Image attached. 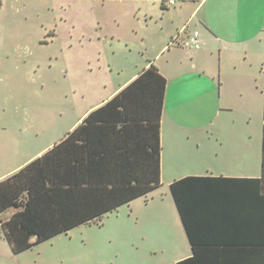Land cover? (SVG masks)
<instances>
[{"label":"rangeland","instance_id":"374dc122","mask_svg":"<svg viewBox=\"0 0 264 264\" xmlns=\"http://www.w3.org/2000/svg\"><path fill=\"white\" fill-rule=\"evenodd\" d=\"M113 7L121 6L95 0H0V42L4 43L0 52L10 54L4 61L6 73L18 71L19 53L31 52L35 57L34 73L27 78L33 79L35 103L24 107L23 114L27 117L33 112L39 117L40 131L50 133L51 142H59L73 130L84 109L108 99L134 72L154 61L158 68L164 67L169 80L162 143L165 170L181 166L206 173L209 167L226 174L259 175L264 25L256 30L253 53L239 54L242 61L237 72L223 69L229 77L221 93L215 92L217 109L226 108L227 102L232 105V111H224L222 121L216 122L223 135L212 133L208 139L199 132L195 142H201L200 148L187 141L183 150L176 135L191 133L195 122L180 105L185 107L184 99L201 69L208 68L206 77L212 80L217 62L212 56L197 59L194 48L173 44L168 37L171 21L161 19L159 3L149 23L140 12L132 22L115 20ZM103 19L108 22L100 25ZM166 44L171 49L161 52ZM82 90L86 101L78 112L73 106ZM205 113L203 106L198 114L203 117ZM190 255L191 245L170 187L163 182L147 197L108 214L102 223L79 226L20 255L13 254L0 236V264H177Z\"/></svg>","mask_w":264,"mask_h":264},{"label":"trees","instance_id":"16d2710c","mask_svg":"<svg viewBox=\"0 0 264 264\" xmlns=\"http://www.w3.org/2000/svg\"><path fill=\"white\" fill-rule=\"evenodd\" d=\"M167 89L168 79L152 64L0 181V233L14 254L102 223L161 187ZM262 152L260 177L186 176L170 185L192 248L177 264H264V124Z\"/></svg>","mask_w":264,"mask_h":264},{"label":"crops","instance_id":"0c3cea01","mask_svg":"<svg viewBox=\"0 0 264 264\" xmlns=\"http://www.w3.org/2000/svg\"><path fill=\"white\" fill-rule=\"evenodd\" d=\"M95 1L113 2L114 4L121 6L113 7L115 13H117L115 15V20L132 22V20L134 21L138 17V13L140 12L148 23L155 18L153 15H155V8H157L156 5L159 3L161 5V19L165 20V18L168 17L171 21V24H169L171 25L169 28L170 33L168 34L169 39H171L172 42L173 40H177V42H173V44H177L182 48L185 47L182 44V41L188 40L196 32L199 33L201 46L199 49H195L196 51L194 50V57H197V59L200 60L204 57L207 60L212 56L217 62L218 70L213 74L212 80H209L206 77L208 68L201 69L197 74V77L193 79V86L189 93L190 95L187 94L186 99H184L185 102H183L185 107L180 105V109L187 108L186 110L188 111L189 116H193L194 118L193 122H195V126L190 128V130H192L191 133H187L186 135H176V138H179V143H177V145H179V147L181 146L184 150L186 148V142L191 141V144H194L195 148H200L201 142H195L196 135L199 132H202L203 137H207L208 139L212 133L223 135L222 128L218 129L219 127L217 128L216 122L218 119L222 121V113L224 111H232V105L227 102L225 106L226 108L218 110L217 101H215V92L218 89L221 93L222 86L229 77V73L226 71L232 70V74L233 71L237 72L236 70L240 68L239 64L242 59L239 54H252L255 48H257V42L255 40L256 30L259 26H263L259 24V9L254 10L256 16L255 23L251 26H242L238 18L239 6L235 0H181L175 5H170L167 0ZM122 4L129 7H122ZM104 20L105 19L100 20L99 24L102 25ZM104 22L107 23L108 21ZM250 34H252V37ZM51 37L55 36L52 35ZM116 37V34L113 33L112 38ZM101 39L102 38H99V40ZM166 41H168V38ZM46 43L48 42L46 41ZM0 44L4 43L0 42ZM250 45L253 48L248 50L247 47H250ZM166 49L169 51L171 46L166 44L161 52H164ZM19 54V56H16V58H18V63L15 64L18 71L12 74H7L4 61L9 59L10 54H3L0 52V181L13 175L33 160L42 156L58 143L51 142V140L47 139V136H49L50 133L40 131L39 117H36L33 112H30L27 117L23 114L24 107H31L35 103V93L31 88V85H33L31 84V81L33 79L29 78L30 80H27L28 76L30 77L34 73L32 72L34 70L32 62H35V57L31 52ZM158 56L159 54L156 57ZM246 59L247 58H245V60ZM152 64L156 66L154 61H149L143 70L148 69ZM156 67L158 68V66ZM158 69L167 78L164 72V67ZM223 69L226 70V77L222 73ZM143 70L134 72L123 84L124 86H121L113 92L108 99L110 100L111 97H114L116 93L120 92L126 85L137 78ZM74 94H77V91L74 90ZM75 99L76 103L73 108L76 107V110L78 109L77 111L79 112L81 108L79 105L86 101L85 92L82 90L81 95H76ZM108 99L102 100L93 106L84 109L71 129H75L91 111L103 105ZM166 100L167 93L162 117L161 143L164 141L163 128L166 113ZM203 106L206 109V113L203 117H200L198 113ZM177 121L180 123L179 116ZM181 148L179 151H181ZM163 155L164 149L162 144L161 177L162 182L164 184L167 183L169 187L175 180L186 176L255 178L260 177L262 173V165L261 173L259 175L249 172L242 176H239V174H226L224 172H219L218 170H212L209 167H207L206 173L201 169L190 170L188 167L181 166H173L171 170H165V160ZM0 236L2 238L1 233ZM2 240L5 241L3 238ZM5 242L8 244L7 241ZM8 246L10 247L9 244Z\"/></svg>","mask_w":264,"mask_h":264},{"label":"snow or ice","instance_id":"6c2138e0","mask_svg":"<svg viewBox=\"0 0 264 264\" xmlns=\"http://www.w3.org/2000/svg\"><path fill=\"white\" fill-rule=\"evenodd\" d=\"M239 6L238 18L242 26H251L256 21L255 9H259V22L264 25V0H235ZM260 95L264 96V88L259 89ZM110 187H115L114 184Z\"/></svg>","mask_w":264,"mask_h":264},{"label":"built area","instance_id":"2783aa9c","mask_svg":"<svg viewBox=\"0 0 264 264\" xmlns=\"http://www.w3.org/2000/svg\"><path fill=\"white\" fill-rule=\"evenodd\" d=\"M179 1L181 0H167L170 5H175ZM182 44L188 48L199 49L201 46L199 41V33H194V35H192L188 40L182 41Z\"/></svg>","mask_w":264,"mask_h":264}]
</instances>
